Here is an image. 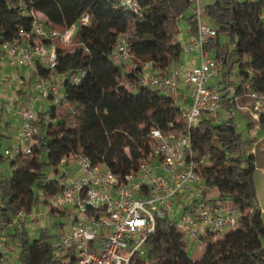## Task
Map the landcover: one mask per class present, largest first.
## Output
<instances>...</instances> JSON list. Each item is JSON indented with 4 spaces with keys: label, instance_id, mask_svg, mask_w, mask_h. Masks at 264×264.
<instances>
[{
    "label": "trees",
    "instance_id": "16d2710c",
    "mask_svg": "<svg viewBox=\"0 0 264 264\" xmlns=\"http://www.w3.org/2000/svg\"><path fill=\"white\" fill-rule=\"evenodd\" d=\"M23 2L27 11H21ZM140 13H133L116 0H0V47L13 40L20 29L30 30L31 10L40 11L45 23L64 30L76 24L72 47L56 44L53 71L63 74L59 97L36 111V131L29 152L14 155L10 175L0 177V223L14 224L21 213H30L42 196L62 189L66 177L52 176L49 169L74 152L87 154L93 162H104L123 177L150 157L152 128L167 132L181 128L180 106L174 96L163 94L139 80L138 67L131 69L110 56L117 37L124 34L137 63L150 60L159 68L181 55L178 21L190 6L189 0H138ZM204 13L214 21L216 34L208 38L205 50H215L222 78L218 82L221 106L230 110L244 85L264 94V0H213ZM87 14L86 22L81 17ZM186 19L193 33L196 17ZM229 36V44L220 40ZM2 48V47H1ZM139 65V64H138ZM39 76L49 69L33 65ZM84 70L78 82L69 76ZM235 74L236 78L230 76ZM201 113L192 127L193 157L205 190L193 198V205L222 201L241 210L238 223L216 234L203 235L202 253L197 260L188 254L189 244L170 215L156 218V229L148 236L142 254L131 263L144 260L160 264H264V222L253 179L254 155L242 154V137L232 116L217 120ZM258 121L264 124V113ZM41 192V195H40ZM50 212L68 214L49 206ZM10 237L19 245V264H77L75 250L60 249L43 236L29 238L17 227ZM8 234V235H9Z\"/></svg>",
    "mask_w": 264,
    "mask_h": 264
},
{
    "label": "built area",
    "instance_id": "2783aa9c",
    "mask_svg": "<svg viewBox=\"0 0 264 264\" xmlns=\"http://www.w3.org/2000/svg\"><path fill=\"white\" fill-rule=\"evenodd\" d=\"M117 4L133 13H140L138 0H116ZM196 3V31L182 39L181 53L186 56L161 71L150 60L139 63L131 60L129 41L124 34L117 37L110 56L119 63H127L131 69L138 67L139 80L163 94L176 96L183 83L191 97L186 106H180L181 128L164 132L159 128L150 130L153 140L150 157L142 161L139 167L123 177L114 173L103 161L93 162L83 152H74L68 156L78 164L79 176L65 182L58 192L46 196L49 206L73 209V222L68 231L62 234L59 246L62 251L75 250L77 264H135L131 263L134 253L142 254L146 239L156 229V218L171 216L178 211L176 223L191 246L202 248L203 235L207 231L216 234L234 227L241 215L237 205L229 202H202L193 205V198L206 190L197 174V163L193 157L192 127L201 113L215 114L221 106V92L218 84L208 82L219 66L217 53L205 55V45L216 28L200 19L198 0ZM21 11L26 6L20 3ZM33 16L31 29H20V35L13 40L1 42L12 65L33 66L36 61L49 69L47 76L37 77L35 86L39 96L59 97L63 74L53 71L57 62L56 44L45 39L57 37L62 43L71 41L76 24L72 23L64 30L45 23L38 11L31 10ZM84 14L81 21L86 22ZM198 51V57L188 55ZM139 64V65H138ZM84 70L73 73L69 78L78 82ZM244 95L249 104L240 107L255 117L264 113V94L244 85ZM32 105H23L20 112V138L26 141L21 145L5 149L4 154L14 157L19 151L29 152L30 141L36 131L34 123L36 109ZM199 184L196 189L195 185ZM175 208V209H174ZM7 251L4 235H0V264ZM139 264H160L144 260Z\"/></svg>",
    "mask_w": 264,
    "mask_h": 264
},
{
    "label": "crops",
    "instance_id": "0c3cea01",
    "mask_svg": "<svg viewBox=\"0 0 264 264\" xmlns=\"http://www.w3.org/2000/svg\"><path fill=\"white\" fill-rule=\"evenodd\" d=\"M38 14L41 17L45 18L43 13H41L40 11H38ZM211 51L213 52L215 50H210L208 52V55L212 54ZM188 55H190L191 57H198V51L192 50ZM185 56L186 55L184 53H181L179 59L174 62L183 59ZM156 69L161 71V68L159 67H156ZM32 76H36V78L38 77L34 66L22 65L16 67L15 65H12L9 62L5 52L0 47V177L10 175L13 169V161L10 162V165H6L5 163H3L4 150L19 146L21 143L19 127L21 118L19 110L23 106V102L32 95L34 97V100L36 99V97H41L39 96V91L35 85L30 88V84H25L32 79ZM218 82L216 84H218ZM174 99L179 106H186L190 103L191 97L189 95V91L183 83L180 84L178 94L174 96ZM239 101L243 104H249L250 102L249 98L244 94H239L236 96L235 105L240 108V105H238ZM41 107H44V105H42ZM243 110H245V112L251 116L252 121L249 123L250 134L247 138V141L244 143L245 145L243 147L242 154L245 156L250 154L254 155L255 168L253 171V179L256 187L258 203L261 209V218L264 222V144H262V142L264 141V131H262L261 129L262 124H260L258 121L259 117L257 118L253 116L251 112L245 108H243ZM66 159L64 158L62 159V161H65ZM62 173L67 178L66 173ZM65 182H67V180H65ZM195 187L197 189L199 187V184L197 183ZM59 208L66 209L68 211L71 225L74 215L72 207L68 205ZM0 225L2 226V232L0 233V235H4L6 241H8V236H10V234L7 233L8 227H4L2 224ZM65 232L63 231L61 235ZM5 233L9 235H6ZM9 248L14 251L18 249L17 244H15L14 246H10ZM7 254L8 250L1 260V264L19 263L15 262L14 260L15 258H17V255L14 254L13 256H11V253H9L10 255L7 256ZM9 258L12 259L8 260Z\"/></svg>",
    "mask_w": 264,
    "mask_h": 264
},
{
    "label": "rangeland",
    "instance_id": "374dc122",
    "mask_svg": "<svg viewBox=\"0 0 264 264\" xmlns=\"http://www.w3.org/2000/svg\"><path fill=\"white\" fill-rule=\"evenodd\" d=\"M213 0H198V6L200 10V19L202 20L203 23L216 27L215 23L213 20H211L205 13H204V6L207 3L212 2ZM196 12V3H191L188 9L185 11L184 15L179 19L178 21V38L181 41L182 39H185L189 35L193 34V31L191 30L190 22L186 19L187 16H189L191 13ZM56 39H58L56 37ZM220 40L226 44H229V36L226 34H220ZM59 42L62 46L65 47H72L74 43V39H71L70 42L68 43H62L59 39L55 40V43ZM207 50H205V55H208ZM212 52V51H211ZM16 67L22 66V65H15ZM129 67V66H128ZM219 68V67H218ZM217 68L216 73L208 78L209 83L216 84L218 81L221 80L222 78V72L219 71ZM37 74V73H36ZM36 76H32V79L29 82H26L25 84L29 85L30 88L35 85V82L37 81ZM230 78L235 79L236 76L235 74H232ZM52 101L49 98L46 97H36L34 100L33 95L31 97H28L27 100L23 102V105H32L36 106V111L42 108L41 106L44 105L45 108H47ZM242 102H238V105H242ZM241 108V107H240ZM236 105H233L230 110H226L223 106H220L218 111L214 114V116L218 117L217 120L223 119L227 116L232 115V118L235 122L236 129L241 133L242 137V150L244 147V143L247 141V138L249 137L250 130H249V123L252 121V118L249 114L245 112V110L240 109ZM262 126V131H264V124ZM20 145L21 147H24L26 145V141L20 140ZM264 144V141L262 142ZM3 153V152H2ZM4 154V153H3ZM13 157L7 156L4 154V160L3 163L6 165H10V162L13 161ZM66 159V158H65ZM57 170L54 171L53 167L49 169L50 174L52 176H55L56 178H59L62 172L66 173V180L69 181L72 178H76L79 176L80 172L78 169V164L73 161L70 158H67L65 161H61L57 166ZM208 194L212 193L209 191L207 188L205 190ZM41 195V192H40ZM176 209L178 211H171V216L176 218L178 216V212L180 211V208L175 205ZM174 208V209H175ZM2 224V223H0ZM17 227H21L24 230H26L28 236L30 239L38 236H43L44 238L50 239V241L53 244H58L61 238V233L66 230H68L70 226V216L68 214H57L55 212H50L49 211V205L47 202L43 199L42 196L39 197V200L34 203L32 210L30 213H21L18 217L15 218L14 224H10L7 226V233H13ZM2 226L0 225V233L2 232ZM5 233L6 235H8ZM223 233V232H222ZM220 234V233H218ZM8 242L7 243V250H8V255L11 253V256L14 254L18 256L19 252V245L16 243L15 240H13L10 236H8ZM17 244L16 251L11 250L9 247L14 246ZM202 253V248L196 247V246H191L189 245L188 247V254L192 260H197ZM9 256V257H11ZM12 258H9L8 260H11ZM15 262H18V258L14 259ZM19 264V263H18Z\"/></svg>",
    "mask_w": 264,
    "mask_h": 264
}]
</instances>
